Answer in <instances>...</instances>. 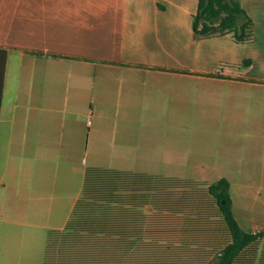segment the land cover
Returning a JSON list of instances; mask_svg holds the SVG:
<instances>
[{"label": "crops", "instance_id": "1", "mask_svg": "<svg viewBox=\"0 0 264 264\" xmlns=\"http://www.w3.org/2000/svg\"><path fill=\"white\" fill-rule=\"evenodd\" d=\"M198 3L0 0V193L51 171L77 188L67 223L89 167L204 180L172 165L202 163L204 133L228 132L234 214L263 231L264 0H241L255 31L245 43L196 38Z\"/></svg>", "mask_w": 264, "mask_h": 264}, {"label": "trees", "instance_id": "2", "mask_svg": "<svg viewBox=\"0 0 264 264\" xmlns=\"http://www.w3.org/2000/svg\"><path fill=\"white\" fill-rule=\"evenodd\" d=\"M192 25L196 38L230 34L238 43L255 32L241 0H199ZM7 56L1 49L0 104ZM43 264H264V230L239 224L227 178L89 167L66 225L48 233Z\"/></svg>", "mask_w": 264, "mask_h": 264}, {"label": "rangeland", "instance_id": "3", "mask_svg": "<svg viewBox=\"0 0 264 264\" xmlns=\"http://www.w3.org/2000/svg\"><path fill=\"white\" fill-rule=\"evenodd\" d=\"M229 133H204L200 142L205 149L203 162L199 164L172 165L173 173L195 177L198 182H215L220 178L230 181ZM110 168H136L138 170H166L167 165H103ZM172 167L171 165H168ZM168 172V171H167ZM171 172V171H170ZM46 170L35 185L26 181L24 194L21 180L13 182V193H0V264H43L46 241L50 229L62 228L72 209L70 192L76 194L75 185L65 179L56 180ZM241 182V181H240ZM20 184V185H19ZM10 186V183H9ZM263 199V198H261ZM245 200V199H243ZM261 203V200L258 201ZM260 205V204H258Z\"/></svg>", "mask_w": 264, "mask_h": 264}]
</instances>
